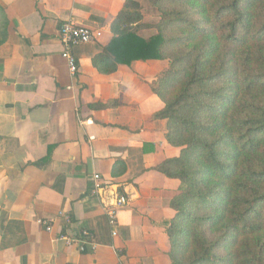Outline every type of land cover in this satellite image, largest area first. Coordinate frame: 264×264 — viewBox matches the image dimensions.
<instances>
[{
	"label": "crops",
	"instance_id": "1",
	"mask_svg": "<svg viewBox=\"0 0 264 264\" xmlns=\"http://www.w3.org/2000/svg\"><path fill=\"white\" fill-rule=\"evenodd\" d=\"M123 1L0 0L8 20L0 45V264L170 263L165 228L179 182L153 168L180 148L166 141L165 120L151 118L163 103L149 88L168 62L134 61L107 75L92 65ZM67 20L100 33L73 49L74 76L61 56L59 26ZM116 161L125 169L112 176ZM118 194L128 201L112 235L104 204ZM45 218L54 220L52 232ZM80 229L91 232L94 249L57 239Z\"/></svg>",
	"mask_w": 264,
	"mask_h": 264
},
{
	"label": "trees",
	"instance_id": "2",
	"mask_svg": "<svg viewBox=\"0 0 264 264\" xmlns=\"http://www.w3.org/2000/svg\"><path fill=\"white\" fill-rule=\"evenodd\" d=\"M148 2L156 24L142 22L140 0H124L92 65L107 75L168 62L149 88L163 103L151 118L165 120L166 141L180 148L153 168L179 182L169 264H264V0ZM7 21L0 7V45ZM148 28L155 33L139 36ZM124 169L116 161L111 175Z\"/></svg>",
	"mask_w": 264,
	"mask_h": 264
},
{
	"label": "built area",
	"instance_id": "3",
	"mask_svg": "<svg viewBox=\"0 0 264 264\" xmlns=\"http://www.w3.org/2000/svg\"><path fill=\"white\" fill-rule=\"evenodd\" d=\"M100 33L93 29L78 24L72 20H67L59 26V40L62 45L61 56L67 63L71 75H75L77 71V60L73 49L81 44L89 43L95 40ZM100 187V178L94 174L93 191L96 192ZM128 199L123 194H118L113 202L104 204V213L107 216L108 223L111 227L112 235L116 234L117 211L127 203ZM58 218H62L67 224L70 223V216L67 213L59 212ZM53 219H42L41 224L47 232L53 230ZM78 234H81L78 236ZM57 239L63 240L67 245L76 244L81 251L85 250V244H89L92 249L96 247L92 239V234L86 229H80L78 232L66 231L57 236Z\"/></svg>",
	"mask_w": 264,
	"mask_h": 264
},
{
	"label": "rangeland",
	"instance_id": "4",
	"mask_svg": "<svg viewBox=\"0 0 264 264\" xmlns=\"http://www.w3.org/2000/svg\"><path fill=\"white\" fill-rule=\"evenodd\" d=\"M142 2V1H141ZM142 22L147 23V24H156V22L159 19L158 12L149 4L148 0L143 1L142 5ZM148 29H153V28H148ZM155 32V29H153ZM150 32V30H148ZM149 32L147 34H149Z\"/></svg>",
	"mask_w": 264,
	"mask_h": 264
}]
</instances>
